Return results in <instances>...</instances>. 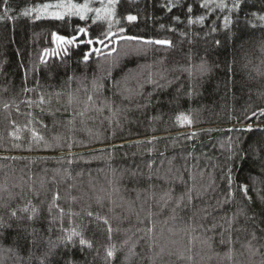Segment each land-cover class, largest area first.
I'll return each mask as SVG.
<instances>
[{"label": "trees", "instance_id": "obj_1", "mask_svg": "<svg viewBox=\"0 0 264 264\" xmlns=\"http://www.w3.org/2000/svg\"><path fill=\"white\" fill-rule=\"evenodd\" d=\"M202 3L0 0V264H264V0Z\"/></svg>", "mask_w": 264, "mask_h": 264}, {"label": "snow or ice", "instance_id": "obj_2", "mask_svg": "<svg viewBox=\"0 0 264 264\" xmlns=\"http://www.w3.org/2000/svg\"><path fill=\"white\" fill-rule=\"evenodd\" d=\"M7 2H8V0H4L5 5H7ZM100 2L103 5V0H100ZM118 3H119V0H107V4L104 5L102 8H96L95 9V12L97 13L96 20H103V19H107V18L114 16L116 5ZM241 3H242V0H233L232 6L229 9V11L238 10L241 7ZM210 4H215V6L217 8H219L221 11H223L225 8H228V4L226 3V0H219L218 3H217V0H203V3L200 6L202 8L207 9ZM52 7L67 9L68 14L78 15L80 17V19H82V20L86 18V15L88 12L93 11V9L91 7H89L88 3L76 4V3H71V2L68 4L61 3L58 5L44 4L43 10L46 11L47 9L52 8ZM168 10L171 11L172 8L169 7ZM31 11H32L31 9L25 11L24 15H29ZM187 11L189 13H191L193 11L192 7L189 6ZM52 15L55 16L57 19H63V14L60 12L52 13ZM252 15H256V13H252ZM4 18H5L4 16H0V20H3ZM258 18L260 20L264 21V15H261ZM126 19L129 22H132V21H135L137 19V17L135 15H128L126 17ZM176 19H179V17H176ZM223 19L225 22V27H227L231 21L229 20L228 16H225ZM199 20L201 22H203L204 16H200ZM189 23H192V21L189 20ZM121 31L123 32L124 29H121ZM213 31H215V29H213ZM79 32L87 35V30L84 28L79 29ZM52 35H53L54 41L58 42V46L64 45V44H72L73 42H75L77 40L76 36H73L71 38H67V37L62 36V35H57L56 33H53ZM112 35H114V34H112ZM120 38L121 39H127V40H141V39H143L142 37H137V36H126V37H120ZM81 42H83V41H81ZM96 42L103 44L104 40L98 38ZM87 43L89 45H91L93 43V41L91 39H88ZM145 43L171 46L172 42L170 40H166V39H159V40H146ZM217 43H219V41H217ZM99 51H100L99 49L94 48L90 52H86L84 54V60L87 61L92 52L99 53ZM54 54H56V53H54ZM253 115H255V113H253ZM176 120L181 124H185V123L190 124L191 123L190 118L187 115H184L183 113L177 115ZM243 190H244L245 194H247V188L245 187ZM23 211H28V209L25 208V209H23ZM31 211L33 213H35L37 210L35 208H32ZM12 215L16 216V213L13 212ZM89 215H92V213H89ZM2 226L3 225L0 224V227H2ZM109 231H110V229H109ZM72 235H79V233L76 232L75 229H73L71 231V235L68 237V239H71ZM80 243L86 244L87 241L81 239ZM107 255H108V257L114 256V246H113V249L108 250Z\"/></svg>", "mask_w": 264, "mask_h": 264}, {"label": "rangeland", "instance_id": "obj_3", "mask_svg": "<svg viewBox=\"0 0 264 264\" xmlns=\"http://www.w3.org/2000/svg\"><path fill=\"white\" fill-rule=\"evenodd\" d=\"M104 1L107 4V0H104ZM66 45H68V44H64V45H59L58 46V42L55 41L54 50L52 51V53L50 52V54H48V53L45 54V57H48V55H59V54L63 53L64 50H65ZM54 53H56V54H54Z\"/></svg>", "mask_w": 264, "mask_h": 264}]
</instances>
